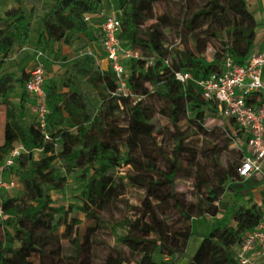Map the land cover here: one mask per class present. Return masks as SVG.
Listing matches in <instances>:
<instances>
[{"label":"trees","instance_id":"16d2710c","mask_svg":"<svg viewBox=\"0 0 264 264\" xmlns=\"http://www.w3.org/2000/svg\"><path fill=\"white\" fill-rule=\"evenodd\" d=\"M49 1L39 7L18 0L6 20L0 16V111L5 118L0 165L17 145L24 149L4 175L5 179H18L23 195L2 193L0 264H92L91 237H82L78 231L73 236L74 225L69 220L77 225L81 221L70 213L77 209L101 226V212L124 195L126 184L123 177L117 180L115 173L125 167L129 168L125 173L128 185L143 189L145 199L140 206L127 205L134 214L122 220L126 232L117 237L106 264H179L193 235L194 220L205 216L221 219L203 236L189 264H240L235 248L259 227L264 207L253 202L245 183L234 191L232 204L223 201L226 186L237 177L240 164L229 161L222 165L217 147L208 141L201 155L189 141L193 131L183 129L181 123L188 120L196 135L219 133L227 147L237 142L242 161V134L233 132L221 118V123L207 126L208 119L218 118L217 105L204 99L199 82L220 74L226 56L243 65L253 53L258 24L246 0H202L196 7L192 0H114L122 44L139 50L145 59L154 58L149 68H145V59L126 63L129 85L143 100L134 104L130 98L112 97L117 83L110 68L94 69L78 60L68 65L61 83L46 81V131L52 139L46 142L32 112L34 98L26 91L33 67L19 74L7 72V60L15 50L26 52L36 33L34 52L46 53V69L52 66L57 45L72 46L79 36H91L102 2ZM169 3L180 11L173 12ZM86 16L92 17L90 22ZM37 20L39 28H35ZM175 30V43L181 48L168 42L167 32ZM213 41L215 50L209 59L206 51ZM30 54L35 62L33 52ZM178 72L191 75V79L181 83L175 76ZM82 82L98 92L101 104ZM153 97L161 102L157 111L149 102ZM156 113L170 125L171 152L159 140ZM117 115L126 124L119 123ZM35 152L41 154L38 159ZM57 159L81 171V205H70L68 210L54 205L51 195L64 181L55 165ZM181 178L193 180L189 197L178 190ZM62 226L64 234L59 233ZM157 252L166 259L157 261Z\"/></svg>","mask_w":264,"mask_h":264},{"label":"built area","instance_id":"2783aa9c","mask_svg":"<svg viewBox=\"0 0 264 264\" xmlns=\"http://www.w3.org/2000/svg\"><path fill=\"white\" fill-rule=\"evenodd\" d=\"M103 21L99 28V40L108 67L116 78L117 87L110 94L119 100L130 98L134 104L143 100L136 95L129 85L130 72L126 63L145 59L139 50L124 46L119 34L121 22L116 11L100 14ZM91 16L85 20L90 22ZM46 53L37 51L35 62L26 83V91L34 98L32 112L42 129L44 140L52 141L46 131L48 115L47 93L45 89L47 69ZM154 64V58L145 59V68ZM168 64V61H167ZM104 70V69H102ZM264 53L253 52L245 64H238L228 55L224 60L222 72L199 82L203 97L208 102L217 105L218 117L226 122L233 132L241 133L245 138V154L238 167V175L232 183H245L258 174H264ZM176 79L186 83L191 75L178 72ZM234 145L238 146L235 142ZM17 145L6 160L0 165V217L2 216V193H11L20 188L18 179L11 176L4 178L6 169L15 164L23 151ZM264 207V201L263 205ZM236 257L240 264H264V214L259 227L247 234L235 248Z\"/></svg>","mask_w":264,"mask_h":264},{"label":"rangeland","instance_id":"374dc122","mask_svg":"<svg viewBox=\"0 0 264 264\" xmlns=\"http://www.w3.org/2000/svg\"><path fill=\"white\" fill-rule=\"evenodd\" d=\"M24 1L28 2L30 5H37L39 7L51 3L49 0H24ZM175 1H179V0H175ZM191 4L193 7H196L199 4L202 5L203 1L192 0ZM17 5H18V0H0V16L6 20L7 12L16 8ZM100 6H101L100 13L102 14L103 13L108 14L116 11V4L114 0H102ZM169 7L176 14L180 11L179 7L174 4L169 3ZM158 12L162 13L163 7L159 6ZM102 21H103V17L96 21L95 26L100 25ZM39 27H40V21L37 20L35 21V28H39ZM98 31H100L98 27H92L90 37L87 38L84 36H79L75 41V43L72 46L68 47L66 50L58 49V45H57L58 50L52 53V57H53L52 66H49L47 68L46 81L49 82L51 80H55L58 83H61L68 65L74 64L78 60L84 61L94 69L96 68L105 69V64L102 60L103 55H102L100 41L98 37H96ZM176 33H177L176 30L173 32H167V39L171 45H175L174 47L181 48L183 47L182 45L178 46L175 43ZM37 38L38 35L36 33L33 34V43L30 46V49L32 50L34 56L36 54L34 51L36 50L35 44ZM215 44L216 42L213 41L211 42V45H209L207 48L206 57H208L209 59H212L213 57ZM27 53L30 54L31 52L15 50L7 60V66L5 68V71L7 72L14 71L18 74L23 69L26 71H30V69L33 67L34 62L32 61L31 58L32 56H30L31 54L29 55ZM53 65H57V68H55L54 70H53ZM82 86L85 90L91 91L100 104L102 103V100L98 92L95 91L89 84H87L86 82H82ZM149 102L155 107L156 111L161 106V102L158 100L157 97H153L152 99H150ZM117 117L119 123L126 124L124 118H121L119 115H117ZM217 121L218 123H221L219 117L214 120L208 119L207 126L212 127L215 123H217ZM4 123H5L4 114L1 112L0 113V143L2 142V136L4 133ZM154 123L157 127V130L161 131V136L159 137V140H161L162 143L166 146L167 151L171 152L174 147V144L169 135L170 125L168 121L165 118H163L161 115L156 113L154 117ZM181 126L183 129L187 131H193V134L190 136L189 141L193 143L194 146H196L198 152L201 155L203 154L202 149L204 143L205 141H208L217 147V150L219 151L218 160L222 165L225 166L229 161L235 162L236 166L240 164L241 158L237 153L238 146L232 145L231 147H227L224 141V137H222L219 133H216L213 136L196 135L193 130L194 128L193 124H191L188 120H184L181 123ZM69 129L72 132L75 131V129L72 126H69ZM57 151H60L59 147H57ZM206 154L209 155L208 157L212 158L210 156L212 155V153L208 152ZM40 155H41L40 152H35L36 159H38ZM200 160L203 163L206 162L205 157H200ZM55 165L58 168L59 174L64 176V181L61 182L60 188L58 190L51 192L54 205L58 207H64L67 210L69 209L70 205H74V206L81 205L82 191H81V184L79 181V175L81 174V171L78 169L75 170L70 169L69 167H67V164L60 159L55 160ZM160 166L162 168L165 167L163 162L160 163ZM128 170L129 168L125 167L117 170L115 173V178L117 180H120V178L123 177V183L126 184V188L124 190L123 196H121L117 201H115L113 205H111L106 210L101 212L100 218H101V222L103 223L101 226L95 224L93 220L87 219L85 215L79 213L77 209H74V211L70 213V217H77L78 220L81 221V224L77 225L75 222L69 220V224L73 223L74 225L73 236H75V232L78 231L82 237L85 236L91 237L92 264H106V258L112 253V248L117 245V237L125 234L126 232V229L122 226V220L128 216L132 217L134 214L133 211H131L127 205L129 204L133 206H140L143 200L145 199V191L143 189H137L133 186L128 185L127 179L125 178L126 177L125 173ZM226 187H227V192L223 196V201H232L233 199L231 193H233V191L238 189V185L229 182ZM178 190L185 193L186 196L189 197L193 191V180L191 178L179 179ZM11 194L17 197H21L23 195V192L17 189L15 191H12ZM206 217L207 216L194 220L191 246L189 247L186 254L180 259L179 264H186L189 258L191 256L192 257L194 256L193 243L195 239L200 237L199 235L202 233V229L200 225H204L205 222L208 221L206 220ZM58 218L59 217H57V220ZM198 220H200L201 222H199ZM54 223L55 220H52L51 225H53ZM59 233L60 234L65 233V228L63 226L60 227ZM63 243L66 247H69V243L67 240H64ZM124 251L126 255H129V251L126 248H124ZM130 258H133V256ZM155 259L157 261H161L163 259H166V257L160 256L157 252L155 255ZM35 260L37 261L38 259L36 258Z\"/></svg>","mask_w":264,"mask_h":264},{"label":"crops","instance_id":"0c3cea01","mask_svg":"<svg viewBox=\"0 0 264 264\" xmlns=\"http://www.w3.org/2000/svg\"><path fill=\"white\" fill-rule=\"evenodd\" d=\"M249 9L252 11L257 24H258V28H257V35H256V40H255V47L253 52H262L264 53V0H246ZM94 27H97L94 25ZM68 47L70 46H66V45H58V49L61 50H66ZM102 50V48H101ZM25 51L28 52H32V50L30 48H25ZM102 55H103V62L105 64V69L108 67V62L105 59V55L102 51ZM57 68V65H53V70ZM263 81H264V74H263ZM232 184H241V183H232ZM245 190H248L251 192V199L253 200L254 203L258 204V205H263V201H264V174H258L256 176H254L252 179L248 180L245 182ZM232 196V201H225L228 202L229 204H232L234 202V191L233 193H231ZM249 198H247L245 201H247ZM245 201H243V203H245ZM221 219V216L218 217H211V216H207L206 220H208L207 222H205L204 225H200L201 229H202V233L199 235L200 237L195 239L194 243H193V251L194 254L197 252L200 244L202 243L203 240V236L205 234H208L215 226L216 222L218 220ZM199 222H201L200 220H198ZM235 225V223L233 224ZM193 237V236H192ZM192 237L189 240L188 246H187V251L189 249V247L191 246V242H192ZM186 251V252H187ZM193 254V255H194ZM192 256L189 258L188 262L186 264H189L190 260H191Z\"/></svg>","mask_w":264,"mask_h":264}]
</instances>
